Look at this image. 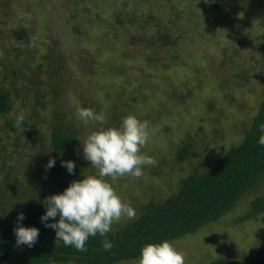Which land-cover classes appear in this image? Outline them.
<instances>
[{"label": "rangeland", "instance_id": "1", "mask_svg": "<svg viewBox=\"0 0 264 264\" xmlns=\"http://www.w3.org/2000/svg\"><path fill=\"white\" fill-rule=\"evenodd\" d=\"M66 1L0 0L1 83H9L10 80H4L2 74L6 72V65L15 62V68L21 73L28 67L41 69L43 64V71L48 70L53 76L46 73L43 77L48 100L40 104V109L25 96L24 100L19 97L14 100L11 116L0 114V137L11 134L6 126L8 120L20 130L14 135L20 144L18 148L11 145L8 138L0 143H8L12 151L5 156L1 154L0 147V200L5 196L8 185L17 182L24 186L48 164L50 154L44 150L40 154L45 156L44 159L37 158L38 154L33 155V160L26 157L31 151L47 146L53 113L57 110L66 111L68 119L81 130L76 147L80 152H83L82 143L92 131L106 127L114 116L118 119L114 126H119L125 116L135 114L156 128L155 135L144 149L155 163L145 166L140 178H119L114 187L131 202L137 216L142 205L174 195L182 178L210 170L230 148L243 141L264 93V52L256 47L264 45V27H260L264 0H253L254 5H258L256 9L246 0L226 3L220 0V8L209 5L210 0H142L143 3H137L128 16L152 23L147 29V37H156L158 26L170 25L172 12L178 14L184 9L186 15L195 19L186 21L185 28V22L180 23L183 34L173 37L178 43L176 49L157 55L161 57L153 66L146 68L147 71L151 68L147 76L141 71L139 60L135 65L125 66L127 72L123 70L113 75L109 71L105 74L108 66L101 62H107V59L113 64L121 62L116 55L107 54L111 47H105L99 41L100 36L92 32L90 25L85 26V22L90 23L98 10L91 4L88 9L91 15L87 14V10L80 6L75 8V0H69L70 9L77 17L71 22L65 15L61 17L55 8V5L64 7ZM196 1L200 5L196 4L197 11L194 8L196 13H193L189 6ZM106 2L112 11L115 5H119L118 0H103L104 5ZM19 30H25L28 42L8 47L13 32ZM131 30L134 26L128 25L126 34L135 36ZM169 31L174 35V30ZM110 32H114L113 28ZM132 45L134 55L145 50L141 43L132 41ZM56 51L64 56L68 69L67 77L62 78L67 82L62 84L61 96L57 100L51 86L59 83L60 78L52 70L58 60L53 53ZM95 55L97 59L94 60ZM195 79L204 83L196 84ZM218 88L220 94L213 91ZM120 90L124 96L117 102L115 98ZM134 96H137L136 101ZM211 98H214V105L210 107ZM57 102L61 106L57 107ZM79 108L103 112L105 123L84 125L77 117ZM24 120L37 126L35 134H29L28 129L22 128ZM185 143L193 145L197 157L177 162V151ZM16 154L19 158H15ZM14 161L16 172L11 176L12 173L4 167ZM43 161L45 163L41 165ZM84 171V176H87L97 170L85 160ZM261 194H264V183L250 191L217 222L175 240L176 246L187 253L186 264H205L225 257L241 258L248 252L263 250L264 214L248 221H236L248 212L250 201ZM133 220H122L114 224L113 229L123 228ZM117 264H137V260Z\"/></svg>", "mask_w": 264, "mask_h": 264}, {"label": "trees", "instance_id": "2", "mask_svg": "<svg viewBox=\"0 0 264 264\" xmlns=\"http://www.w3.org/2000/svg\"><path fill=\"white\" fill-rule=\"evenodd\" d=\"M222 1L226 3L231 0ZM75 2L77 4L74 5L75 8L80 6L87 10V14L91 15L88 10L91 4L98 10L97 15H93L91 18L92 23L87 21L85 26L90 25L93 28L92 32L100 36L99 41L103 45L105 44V47H111L107 54L110 56L111 54L116 55V58H119L121 62L120 64H113L109 59H107V62H101V64L105 63L106 67L110 68V70L108 67L106 68L105 74L109 71L113 75L119 74L118 72L121 73L123 70L127 72L125 66L129 64L135 65V63H139V60L140 69L147 76L151 73V68L148 71L146 68L153 66L152 64L158 62L161 57H157V55H162V51L167 53L176 49L178 43L173 37L176 35L179 37L183 34L180 23L185 22L183 25L185 28L186 21L195 20L190 15H186L184 9H180L182 12L178 14L172 12L170 25L166 24L163 26L164 28L158 26L156 32L158 38L153 35L147 37V29L149 26L151 27L150 24L152 23L149 20L145 21L135 16H128V13L137 6V3H143L142 0H118L117 4L119 5H115L114 11L109 9L110 5H107V2L104 5L103 0H75ZM221 2L220 0H210L209 5L213 8H220L222 7ZM246 2L254 5L253 0H246ZM196 4L200 5L196 1L189 6L193 13L197 11L195 8ZM55 6L56 12L59 15L61 14V17L65 15L71 22L76 20V15L70 9L69 0L65 2L64 7ZM254 6L256 9L258 5L255 4ZM194 8L196 11L193 10ZM260 8H262L261 5ZM63 11L66 13H62ZM129 17H131V21H129ZM261 19L260 27L262 28L264 27V15ZM136 22L140 25L137 26ZM128 25L134 26V30H131L130 33L134 31L136 33L135 36L126 34L125 30ZM111 28H113L114 32H110ZM70 29L72 30L71 24ZM169 29L174 30V35L169 33ZM137 36L138 39H136ZM20 40L28 42L29 37L25 30L13 32L8 47L18 45ZM132 41L144 45L145 50L143 53L132 54ZM157 42H160V45H157ZM256 47H260V52H264V45ZM113 48L115 49L114 51ZM53 53L58 60L52 70L56 72L55 75H58L57 77H60L59 83L51 85L53 86L54 97L57 100L61 96L62 84L67 82L63 79L67 77L68 69L64 56L57 53V51ZM13 55L16 56V54ZM95 58L97 59V55H95L94 60ZM31 59L32 57H30ZM14 60H17V58L14 57ZM15 65L16 62L6 65L5 73L10 75L2 74L4 80H10L9 83L5 85L0 80V114L2 115L11 116L14 109L13 102L18 97L24 100L25 96H28L29 100H32L37 108H39L41 103L48 100L43 77L46 73L47 75L50 74L48 70L46 72L43 71V64L40 65L41 69L34 70L28 67L22 73L20 70L17 71V68H15L17 66ZM50 76L53 77L52 75ZM194 82L200 85L202 80L201 82L197 80ZM213 91L216 94H220L219 88ZM119 92L120 94L115 98L117 102L124 96L122 90ZM136 97L134 96V101L137 100ZM259 103L257 112L243 141L230 148L225 155L215 162L210 170L202 174L195 173L182 178L179 182L178 191L174 195L160 202H147L142 205L136 219L123 226V228L113 229L112 232L108 233L107 239L113 243L110 251L104 250L102 247L104 238L97 235L89 239L86 245L87 251L84 252L77 251L73 247H66L62 241H56L55 230L45 227V224L41 222V217L47 210L46 199L51 195L62 193L73 180L83 179L85 173L83 152L76 150L81 130L77 129L68 119L66 111L60 112L57 110L53 113L47 146L37 148L35 152L31 151L26 157V159L33 160V155L38 154L37 158L42 157L44 159L45 156L40 155L42 150H44L50 154V159H55V165L47 170L46 166L40 169L38 173H35L34 180L32 181L30 178L24 186L19 185L17 182H15L17 186H14L15 183L8 185L7 192L3 194L5 196L0 200V256L17 246V237L14 229L18 224L24 227L38 228L40 232L39 239L34 247L30 248L25 245L9 255L1 264H117L134 261L140 257L141 249L145 244L161 243L166 239L170 241L179 240L197 232L204 226L217 222L232 211L235 205L250 191L264 183V145L259 143L261 135H264L260 131V126L264 125V93ZM59 105L60 103L57 107ZM213 105L214 98H211L210 107ZM44 107L45 103L43 104ZM117 120V117L114 116V120L106 127L114 126ZM22 124V128L28 129L29 134L33 135L37 132V126L29 123L28 120L22 121ZM6 126L11 134L6 133L5 138L1 136L0 143L8 138L9 143L11 145L14 144L18 148L20 144L14 138V135H17L20 131L19 128L10 120L6 121ZM0 147L1 154L5 156L11 154V146L8 143L1 144ZM18 156L16 154L15 158H19ZM196 157L197 152L193 151V145L185 143L177 151L176 160L177 162H182ZM66 161L75 163L74 175L70 174L66 167L62 166L63 162ZM44 163L43 161L41 165ZM15 164L16 161L4 167L7 168L8 172L12 173V175L10 174L11 176H15ZM24 187H26V190ZM20 213L25 215L23 221H18L17 219ZM262 214H264V194L254 197L250 201L248 212L238 217L236 221H248ZM58 219L59 217L56 220L49 219L47 223H56ZM205 264H264V249L248 252L241 258H217L210 262H205Z\"/></svg>", "mask_w": 264, "mask_h": 264}, {"label": "clouds", "instance_id": "3", "mask_svg": "<svg viewBox=\"0 0 264 264\" xmlns=\"http://www.w3.org/2000/svg\"><path fill=\"white\" fill-rule=\"evenodd\" d=\"M77 117L88 125L90 122L103 125L106 116L92 108H79ZM264 133V125L260 126ZM156 128L149 121L138 118L135 114L125 116L119 126L100 127L92 131L82 143L83 157L96 169L95 174L73 180L59 194L49 196L46 201V213L41 217L45 227L55 230L56 241L75 250L87 251L90 238L103 237L102 247L110 251L113 243L107 239L113 225L122 220H133L136 210L114 187L119 178L131 176L140 178L145 166L155 161L146 152L145 147L151 142ZM259 143L264 145V135ZM55 165L50 159L46 170ZM70 174H75V163L63 162ZM56 223H47L49 219ZM18 221L25 215L20 213ZM17 246L34 247L39 239V229L24 227L20 224L14 229ZM187 253L176 246L175 241L164 240L161 243L145 244L137 260V264H186Z\"/></svg>", "mask_w": 264, "mask_h": 264}, {"label": "water", "instance_id": "4", "mask_svg": "<svg viewBox=\"0 0 264 264\" xmlns=\"http://www.w3.org/2000/svg\"><path fill=\"white\" fill-rule=\"evenodd\" d=\"M25 245H21V246H16L12 249H10L9 251H7L6 253H4L2 256H0V264L5 260L7 259V257L9 255H11L12 253L16 252L18 249L24 247Z\"/></svg>", "mask_w": 264, "mask_h": 264}, {"label": "flooded vegetation", "instance_id": "5", "mask_svg": "<svg viewBox=\"0 0 264 264\" xmlns=\"http://www.w3.org/2000/svg\"><path fill=\"white\" fill-rule=\"evenodd\" d=\"M23 40H20V42H22ZM24 42V41H23Z\"/></svg>", "mask_w": 264, "mask_h": 264}]
</instances>
